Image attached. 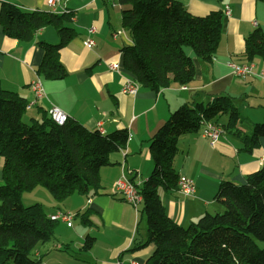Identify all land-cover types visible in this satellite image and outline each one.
Instances as JSON below:
<instances>
[{
  "label": "trees",
  "instance_id": "obj_1",
  "mask_svg": "<svg viewBox=\"0 0 264 264\" xmlns=\"http://www.w3.org/2000/svg\"><path fill=\"white\" fill-rule=\"evenodd\" d=\"M105 1L120 6L121 26L131 41L121 47V66L143 88L158 92L171 82L189 83L195 67L184 47L203 62H211L218 48L221 10L193 15L175 0ZM68 14L23 11L9 3L0 6V26L8 37L29 40L40 28L55 26L60 38L57 44L38 42L43 56L37 73L44 79L66 75L59 50L75 35L72 27L63 25L68 23ZM243 55L247 62L254 57L264 60L263 31L257 29L245 37ZM26 109L23 97L0 84V264H38L40 259L34 256L37 246L54 235L57 221L39 203L23 205L24 191L41 186L56 201L72 194L92 197L101 188L100 169L129 139L126 128L101 133L69 117L57 124L46 113L26 123ZM223 114L228 118L222 125L226 132L240 120L228 95H216L206 104H182L149 139L153 168L137 187L143 199L146 239L133 248L152 245L144 264H264V163L246 174L242 183L222 180L214 196L222 209L205 213L187 226L167 215L157 192L158 188H177L180 176L173 160L178 137L199 132L202 121L217 122ZM261 138L264 119L241 137L243 149L251 152ZM87 211L79 217L90 224ZM93 242L94 237L86 235L83 249Z\"/></svg>",
  "mask_w": 264,
  "mask_h": 264
},
{
  "label": "crops",
  "instance_id": "obj_2",
  "mask_svg": "<svg viewBox=\"0 0 264 264\" xmlns=\"http://www.w3.org/2000/svg\"><path fill=\"white\" fill-rule=\"evenodd\" d=\"M175 1L193 15H205L211 10L223 13L226 6L230 14L223 15L220 42L211 62H203L185 49L193 57L194 78L185 85L171 82L158 92L141 86L134 95L122 92V84L130 76L121 66V47L131 41L121 26L120 6L115 1L70 0L67 3L69 20L63 25L72 27L75 35L59 50V59L66 70L61 79H44L37 73L43 56L38 42L57 44L60 40L53 24L40 28L29 40L8 37L0 26V84L30 103L23 116L24 122L40 119L43 113L48 115L49 107L55 105L90 130H97L100 124L103 133L117 128H126L129 132L126 146L112 152L109 163L100 169L101 188L96 195L87 198L72 194L56 201L46 189L37 186L30 191L32 193H26L34 194L33 198L24 200L22 196L23 205L39 203L47 216L56 211L78 213L71 226L57 221L53 237L37 246L34 256L40 259L38 264H144L152 252V245L133 250L146 239L142 204L135 210L120 195L111 194V187L121 175L138 185L147 179L153 168L149 139L168 119L170 112L182 104H206L216 95H228L239 111L240 120L225 132L222 125L228 118L221 115L217 123L224 133L214 145L200 132L178 137L173 166L180 177L193 181L195 193L184 196L177 188H158L165 212L174 221L187 226L205 213L220 211L221 205L214 199L218 184L222 180L242 183L246 174L261 166L264 138L249 152L243 149L241 137L264 119V74L260 73L264 72V60L254 57L251 61L253 74L247 77L234 75L227 62H247L243 55L245 37L257 29L264 32V2ZM2 3L13 4L23 11H49L47 0H0V6ZM91 25L96 28L90 36L94 46L87 48L83 42ZM116 31L118 34L114 37ZM110 62L120 64L118 71L109 68ZM38 79L45 95L34 102L30 84ZM234 130L237 133H233ZM85 210H88L90 224L83 223L79 217ZM86 235L94 237L89 249H83Z\"/></svg>",
  "mask_w": 264,
  "mask_h": 264
},
{
  "label": "built area",
  "instance_id": "obj_3",
  "mask_svg": "<svg viewBox=\"0 0 264 264\" xmlns=\"http://www.w3.org/2000/svg\"><path fill=\"white\" fill-rule=\"evenodd\" d=\"M69 1L70 0H47L49 12L54 14L70 13L69 9L67 8V3ZM229 14L230 9L228 6H226L223 10V15ZM87 32L88 34L83 44L85 47L91 48L92 46H94V41L90 36L96 32V28L91 25L87 28ZM117 34L118 32L116 31L113 33V36L115 37ZM227 65L231 69V72L238 77H247L253 74L254 65L252 62L236 63L229 61L227 62ZM108 66L111 70L118 71L120 64L117 62H110L108 63ZM260 73L261 75L264 74V72L262 71ZM30 87L34 93V102L36 99H40L45 95L43 85L41 84L39 79L33 81L30 84ZM138 87L139 85L134 79H132L131 77H126L122 84V92L134 95L137 92ZM182 88H185V86H183ZM29 104L30 103L27 104V107L29 106ZM48 115L57 124H63L68 118V115L62 109L55 105H51L49 107ZM98 131L101 132L100 124H98ZM200 133L203 137L209 140L211 145H214L219 140L220 136L224 133V130L218 123L212 120H205L201 122ZM259 162L261 165L264 163V154L260 158ZM177 186L180 193L184 196H193L195 193V185L190 178L183 176L179 177ZM137 187L138 184H136L134 181H131L126 176L121 175L116 181H114L111 187V194L120 195L125 201L131 203L135 210H137V206L139 204H142L143 200L141 194L138 192ZM73 216V213L69 211H56L54 214L50 215L49 218L53 221H61L64 222L67 226H71Z\"/></svg>",
  "mask_w": 264,
  "mask_h": 264
},
{
  "label": "rangeland",
  "instance_id": "obj_4",
  "mask_svg": "<svg viewBox=\"0 0 264 264\" xmlns=\"http://www.w3.org/2000/svg\"><path fill=\"white\" fill-rule=\"evenodd\" d=\"M50 28L51 29H53V27L52 26H50ZM184 49H189L188 47H184ZM190 50V49H189ZM250 62V61H249ZM207 63H209V62H207ZM260 122H263L262 120L260 121ZM260 122H258V123H260ZM217 123V122H216ZM245 124V121H243V125ZM200 132V131H199ZM201 134V133H200ZM244 182V181H243ZM42 189H44V188H42ZM177 189H178V186H177ZM179 190V189H178ZM46 191V190H45ZM180 192V191H179ZM26 193H32V192H30V191H24L23 192V194H22V196H23V199L25 200H29V199H31V198H33V196H34V194H26ZM47 193V192H46ZM48 196H49V194H47ZM38 198H41L40 197V195L39 194H37L36 195ZM50 197V196H49ZM139 205H141V204H139ZM25 206H27V205H25ZM221 209H222V206H221ZM220 209V210H221ZM73 215H74V213H73ZM74 217V216H73ZM259 245H261V243H259Z\"/></svg>",
  "mask_w": 264,
  "mask_h": 264
}]
</instances>
